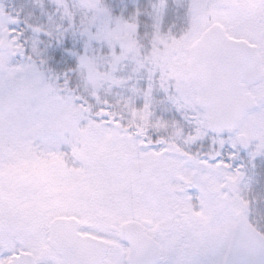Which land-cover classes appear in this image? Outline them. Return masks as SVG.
<instances>
[{
	"label": "snow or ice",
	"instance_id": "obj_1",
	"mask_svg": "<svg viewBox=\"0 0 264 264\" xmlns=\"http://www.w3.org/2000/svg\"><path fill=\"white\" fill-rule=\"evenodd\" d=\"M0 264H264V0H0Z\"/></svg>",
	"mask_w": 264,
	"mask_h": 264
}]
</instances>
